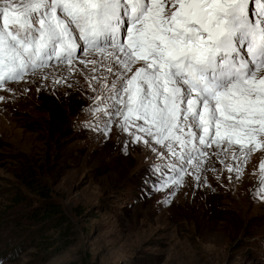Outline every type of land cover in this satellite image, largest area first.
Here are the masks:
<instances>
[{"label": "rangeland", "instance_id": "rangeland-1", "mask_svg": "<svg viewBox=\"0 0 264 264\" xmlns=\"http://www.w3.org/2000/svg\"><path fill=\"white\" fill-rule=\"evenodd\" d=\"M75 66L0 89V264H264V147L160 189L166 149L116 117L106 135L100 83Z\"/></svg>", "mask_w": 264, "mask_h": 264}, {"label": "snow or ice", "instance_id": "snow-or-ice-1", "mask_svg": "<svg viewBox=\"0 0 264 264\" xmlns=\"http://www.w3.org/2000/svg\"><path fill=\"white\" fill-rule=\"evenodd\" d=\"M76 62L100 83L106 135L116 117L166 149L160 189L264 147V0H0V89Z\"/></svg>", "mask_w": 264, "mask_h": 264}, {"label": "trees", "instance_id": "trees-1", "mask_svg": "<svg viewBox=\"0 0 264 264\" xmlns=\"http://www.w3.org/2000/svg\"><path fill=\"white\" fill-rule=\"evenodd\" d=\"M30 181H32V180H30ZM47 208L49 209L50 214L43 212V215L50 217L49 219L52 218L51 215H56L57 213H59V211L56 208H51V207H47ZM41 219H43V218H41Z\"/></svg>", "mask_w": 264, "mask_h": 264}, {"label": "bare ground", "instance_id": "bare-ground-1", "mask_svg": "<svg viewBox=\"0 0 264 264\" xmlns=\"http://www.w3.org/2000/svg\"><path fill=\"white\" fill-rule=\"evenodd\" d=\"M155 145V143H153Z\"/></svg>", "mask_w": 264, "mask_h": 264}]
</instances>
